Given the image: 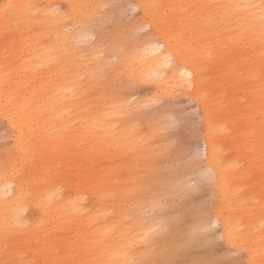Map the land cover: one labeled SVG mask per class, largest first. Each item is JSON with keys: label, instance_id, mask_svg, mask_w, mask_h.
I'll return each mask as SVG.
<instances>
[{"label": "bare ground", "instance_id": "bare-ground-1", "mask_svg": "<svg viewBox=\"0 0 264 264\" xmlns=\"http://www.w3.org/2000/svg\"><path fill=\"white\" fill-rule=\"evenodd\" d=\"M68 1L66 13L57 11L49 0L30 8L23 5L26 0L0 4V120L12 140L0 153V189L10 185L7 194L0 193L5 211L0 218L23 221V204L31 207L30 249L31 257L39 258L36 264H155L160 259L178 264L175 255L186 242L176 240L165 247L158 235L163 234L168 218L141 211L151 187L142 196L141 192L133 196L128 209L125 205L133 193L129 183L134 188L147 184L135 172L142 162L151 161L153 153V144L148 146L139 134L138 110L123 96L130 91L128 83L119 82L108 98L92 101L88 92L104 72L112 80L126 73L131 79L151 82L163 95L198 93L203 76L161 29L159 43L147 40L140 51H124L120 40H110L105 45L118 63L113 68L106 61L98 62L104 47L85 42V26H75L79 19ZM207 2L213 13L207 26L219 34L216 44L221 51L213 58L210 49L206 56L219 68L213 103L203 104L201 99L199 103L207 147L205 172L212 170L219 197L214 204L215 221L231 248L245 250L246 264H264V200L256 201L264 199V193L252 202L243 197L248 190L243 173L247 167L241 166L261 162L256 166L264 174V54L252 53L264 52L259 26V6L264 0ZM17 13L23 44L15 42L12 29L11 17ZM23 50L28 52L22 66L28 74L25 80L17 79L20 65L9 67L22 58ZM229 50L233 53L226 54ZM239 50L250 54L242 57ZM242 80L250 84L259 80L258 90L249 85L242 91L248 94L249 107L253 101H263V108L254 106L246 117L229 96L242 88ZM218 105L224 108L218 110ZM254 152L263 156L254 158ZM110 158L122 165L111 169L117 180L108 183L97 162L104 160L106 171ZM34 210L39 213L37 220Z\"/></svg>", "mask_w": 264, "mask_h": 264}, {"label": "rangeland", "instance_id": "rangeland-1", "mask_svg": "<svg viewBox=\"0 0 264 264\" xmlns=\"http://www.w3.org/2000/svg\"><path fill=\"white\" fill-rule=\"evenodd\" d=\"M0 0V4H1ZM23 5L40 7L47 0H26ZM55 2V9L60 13L69 11L68 0H49ZM75 9V16L83 25V36L89 46L104 47V53L97 56L98 62L106 61L113 68L118 59L113 52H109V46L105 45L110 40L121 41L122 50L140 51L147 40L154 39L159 43L158 30L161 29L167 36L172 37L174 48L182 50L187 56L189 64L197 66L203 76L200 92L181 93L170 92L169 95L159 94L155 86L148 81L131 79L124 73L118 79H110L104 72L99 78L100 82L95 85L88 94L91 100L95 98L110 96L118 89V84L128 83L130 91L125 95L138 110L137 124L140 127L139 134L145 138V143L153 144V153L150 162L140 164L135 172L140 182L146 181L142 186L134 188L132 183L130 191L133 192L129 200L125 202L129 208L131 198L135 195L142 196L146 192L141 211L145 215L159 213L168 218V223L163 228V234L158 235L165 247L171 244H179L182 239L186 246L176 256L178 264H218L220 261L228 260L234 264H246L245 250H235L225 241L221 225L215 221L214 204L217 202L218 192L212 173L205 172L206 144L203 137L204 125L202 112L199 106L200 99L203 104L212 105L213 97L218 88V69L214 62L220 48L216 44L220 38L217 32H211L207 24L213 13L208 10V0H71ZM128 5L139 6L136 11ZM98 6V7H95ZM144 6V12L141 10ZM19 14L11 17L12 29L15 34V42H25L22 29L17 25L16 19ZM130 17L132 19H130ZM69 33L73 26L69 25ZM29 35L32 32L28 33ZM102 36V37H101ZM102 40V42H100ZM102 45H101V44ZM214 51L212 59H206L208 51ZM233 53L231 50L226 54ZM242 57L250 52L239 50ZM255 56H261L263 51L255 49ZM235 54V53H234ZM22 58L12 62L9 67L20 65L16 70L17 79L28 76L24 74L22 66L27 63L26 50L20 54ZM260 77L262 72L258 70ZM241 73V72H240ZM244 78V75L241 76ZM120 82V83H119ZM259 80L251 84L242 80V88L229 93L230 99L235 103V108L242 111L246 116L252 112L254 106L263 108L262 103L253 101L251 107L248 103V94L242 92L249 85L255 90ZM219 97V96H218ZM220 97L217 99L221 103ZM241 102L245 107L240 105ZM224 105H218L222 110ZM220 112L215 113V115ZM258 117H256L257 119ZM12 143L9 131L4 121L0 120V153ZM264 144V143H262ZM157 146V150L155 147ZM74 151V149L70 150ZM254 158L263 156V153H253ZM229 157L234 158L233 152ZM259 159V158H258ZM71 161L73 158L70 159ZM104 160L97 162L98 170L106 172L108 183L116 181L117 177L111 172L116 165L114 158L108 160L106 171L103 169ZM257 164L262 165L258 162ZM257 164L245 165L244 177L248 190L243 197L253 199L257 194L264 193V174L256 166ZM73 181V179H72ZM262 198L256 201L263 202ZM250 202V203H251ZM25 207L22 215L23 221L16 217L0 218V264H36L39 258L31 257L30 249V210ZM264 204L262 205L263 208ZM0 206V214L4 213ZM258 211L252 214L257 215ZM28 216V217H27ZM39 213L34 210L33 218L38 219ZM8 221L11 223L7 224ZM4 230V232H2ZM259 228H255L258 232ZM52 234V233H50ZM191 235V236H190ZM172 239V240H171ZM172 241L171 243L169 241ZM235 253V254H234ZM175 259V258H174ZM155 264H166L162 259Z\"/></svg>", "mask_w": 264, "mask_h": 264}, {"label": "snow or ice", "instance_id": "snow-or-ice-1", "mask_svg": "<svg viewBox=\"0 0 264 264\" xmlns=\"http://www.w3.org/2000/svg\"><path fill=\"white\" fill-rule=\"evenodd\" d=\"M27 7H33L31 5L27 6ZM129 8H132L133 11H136L137 8L139 6L137 5H128ZM233 7H244L243 5H235ZM260 13H259V26H260V36L261 39L264 40V4L260 5ZM130 19H132L130 17ZM211 169H207L206 172L207 173H211ZM10 187V185H6L3 189H0V193H4L7 194V189ZM235 254V253H234ZM218 264H234V262L232 261H228V260H224V261H220L218 262Z\"/></svg>", "mask_w": 264, "mask_h": 264}]
</instances>
